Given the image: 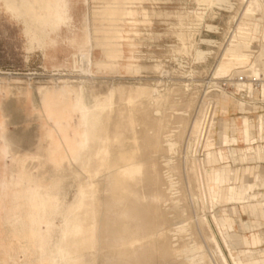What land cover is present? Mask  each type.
I'll return each instance as SVG.
<instances>
[{"label":"rangeland","instance_id":"obj_1","mask_svg":"<svg viewBox=\"0 0 264 264\" xmlns=\"http://www.w3.org/2000/svg\"><path fill=\"white\" fill-rule=\"evenodd\" d=\"M51 1L52 3H56L57 0ZM233 1L236 3V9L232 8L229 10L230 8L226 5L214 6L208 9L205 5H198L196 0H61L58 3L59 5L57 4L56 10L53 9L51 5L48 7V11L51 15L62 17L58 29L48 38L47 42L51 44L48 48L47 44L44 48H41L37 44L32 45L29 37L25 33L24 22L15 18L6 10L4 5L0 6V86L9 87L8 93L5 91H3L2 94L0 93V100L3 102V113L4 116H6L0 117V121L6 119L4 122L2 121L6 125L0 123V176L3 173H8L7 188L9 199L11 200L7 201L6 208L3 212L0 209V264H64L60 263L61 254L59 252V243L65 225L63 212L68 203L74 202L79 182L85 181L88 175L82 173L76 164L69 165L65 168H56L52 164L47 163L44 158H38L36 155L38 147L42 145L45 146V143L41 141V125L42 123L45 124L52 134L47 143L49 149L54 147L57 139L64 136L71 125H73L74 129L78 132L75 137V142L77 143L81 140V133L83 130L82 115L86 113L85 110L87 109V112L102 111L101 107H96L95 101L89 98L91 97L90 95L93 89L94 92H102V90L106 92L110 87H119V85L124 87H130L132 85L131 87H136L142 84L143 86H158L157 88L161 86L159 89L163 93L169 94H167L169 99L164 101V103L161 102V114L159 115L156 114L155 111L154 112L156 117L159 115L158 118L170 116L167 117V119L164 120L165 122L161 125L167 132H164V128L162 129V127L161 132L163 131V140L173 138L178 142V150H180L176 153L177 155L170 153L169 159H171L172 164L179 165V170L182 167L183 169L180 170L182 175H180L179 171L169 174L167 168H163L162 172L166 178L171 176L173 180L177 182V189L171 190L172 193L168 191L169 194H167L170 195L171 198L174 196L175 198L183 196V200L179 203V209H185V211L181 217H178L174 212L172 214V201L169 200L165 202L164 205H166V207L163 205V208L167 213L169 212V218L172 217V219L170 218L172 223L168 227L167 233L168 236L171 235L170 238L176 246H181L182 243L192 241V237L196 238L198 234L200 235L196 239L202 240L199 237L203 235L196 231L198 223V215L197 217L195 216L198 212L197 207L193 201L192 203L190 202V191L184 188L185 182L183 178L186 179L185 165L192 157L189 147L190 141L192 140L191 138H194V136L190 134L192 119L196 117L200 105H202L204 101H210L209 99L212 100V96L215 94L216 96H214V99L218 104V97H221L220 94H216L219 91H215L213 86L218 87V85H214L213 82L222 78L213 80L212 76H216L218 62L224 48L227 47L226 45L234 37V33H239V30L237 32L235 31L237 18L233 16L234 18L232 20L231 17L232 15L239 17L238 6L240 2L239 0ZM196 9L207 12L202 23V26L204 23L206 26L204 25L202 27L200 25L199 27L202 29L199 27L196 29L193 40V43L198 48L210 51L206 55V58L202 60L196 57V47L191 48L189 51L181 50L182 43L174 33L178 27L177 23L179 19L177 15L183 11ZM155 11L157 13H154ZM44 14L45 12H42L41 15L44 16ZM258 17H260V15H258L257 18H244L243 22L245 21V23L248 24L247 34L251 38H238L241 42H248L249 44L236 45L242 49L238 51V53L249 54L252 60L257 56L260 47L257 42H254L255 39L259 40L260 32L253 30L254 23H260ZM229 19L232 22H230ZM207 24H214L217 26L216 31L215 29H208ZM229 31H233V33L230 34ZM202 39L215 40L216 42L211 43L212 45L209 42H206V44ZM226 39L227 41H225ZM222 40L225 42L222 43ZM220 44L223 45L221 46ZM84 52L89 54L88 68L86 71H81L82 53ZM157 62H162L164 69L166 68L165 70H168V72L164 74L158 69H154V64ZM140 65L143 68L139 71L138 67ZM236 67L240 68H235L234 70L236 71L232 70L233 72H228L226 75L233 73L235 75H246V73H250L249 71L245 72V70H242L249 68L248 65L239 64L236 65ZM237 69L238 71L241 69L243 72L237 74ZM86 74H88V77ZM150 78L152 81H149ZM158 80L161 82L158 83ZM146 81H149L151 84ZM70 83L79 85L83 92L85 90L83 112H76L71 109L69 93L66 94L65 100H60L58 102L52 99L49 103H46L44 99L47 91H54L49 89L50 87L60 88L64 84ZM93 85L96 86L92 88ZM210 85L212 87H210ZM84 86L87 87V89ZM104 86L107 87L104 88ZM40 87L45 89L42 88L43 90H41ZM21 88L32 94L30 100L27 99L25 95L19 94ZM96 88L98 89L95 90ZM40 94L43 96H40ZM87 94L90 95L88 96ZM116 95L118 96L116 98L115 109H120L118 111L117 109L115 110V120H117L118 117L119 119L117 121L114 120V122H119L121 119L122 122H126L127 117H123L121 114L124 115L128 112L126 113V115H128L131 111L130 109H133V115L136 118L139 115L141 118L139 119L138 117L137 120L141 122V124H139L140 127L138 125V130L142 131L146 126L144 124L147 122L143 120L144 104H147L148 101L142 100L143 103L140 100L143 104L138 101V103L136 102V107L135 103L132 104V106L126 101L121 100L118 92ZM235 96L240 99L242 98L241 94H236ZM119 99L120 102L117 101ZM169 100H171V102ZM240 101L243 103H238V107L243 115L240 119L244 117L252 121L250 126L252 131L250 132V143H241L240 149L236 148V152L240 157L239 154H242L243 150L251 145L254 146L257 151L252 150L249 152L248 160L246 161H239L238 159V162L235 163V157L230 155V158L236 164L234 166H240L241 168L240 184L254 183L257 185H254V188L249 192L245 191L244 188L239 190L236 194L237 198L226 200L223 204L245 202L250 213L253 203L257 202L259 199L258 195L260 194L261 188L264 187V178L256 179V172L254 169V167H259V171L264 175V166L255 165L264 160V121L263 115L260 114L263 112L264 107L260 101L257 103V107L253 106L254 103L249 100L247 95L244 100ZM92 104L94 105L92 106ZM156 105L157 104H154L152 108L155 109ZM172 105H175L176 108L179 107L175 109ZM88 106L89 108H87ZM91 106L92 108L94 107L95 110L94 108L92 109ZM163 106H165L166 109ZM170 106L172 108H170ZM135 107L137 109H135ZM123 109L129 111H124ZM140 109L141 111H139ZM136 111L139 112L135 115L134 113ZM140 114H143V117ZM141 120L146 122L142 123ZM259 121L262 123L260 129L258 127ZM142 124L144 125L143 128H141ZM113 125L116 124H112V129L115 130L116 127L113 128ZM165 125L167 127H165ZM226 125L227 132H229L230 127L229 121L227 120ZM183 129L186 134L184 133L179 136ZM151 131L153 132V130ZM255 133L257 134V143H255L253 137ZM215 134L216 127L213 128L210 137L204 138L200 156L205 157L206 160H208L210 156H216L217 160L208 165L209 167H229L231 165H223L222 163L225 161L222 158L223 152H225L224 150H227L228 153L230 152V146L227 142L220 143V148H209L210 140ZM3 135L6 137L4 143L6 144L7 158L3 156ZM140 137L141 143L143 140L142 134H140ZM189 137H191L190 140ZM142 144L143 142L141 145ZM164 144H166V142H164ZM223 146H229V148L224 149ZM161 158L160 160L163 161L162 159L164 158ZM185 159L187 162H185ZM5 162L8 164L7 168L4 167ZM40 162H42V164H40ZM245 162L252 163V165L247 166ZM261 164L264 165V163ZM35 174L40 175L45 182L42 191H50L54 194L53 200L56 209L51 214L45 212L46 204L43 200V195L38 198L35 207L32 206L31 201L27 197L28 188L34 186L32 179ZM249 175L251 176L250 180L248 179ZM99 179L100 177H98V180ZM262 191H264V189H262ZM185 193H189V196H186ZM184 194L186 197H184ZM184 203L187 204L185 205ZM191 205H194L195 208ZM189 207L192 209L190 210ZM169 209L170 211L172 210L171 213ZM35 210L39 212L40 215L37 221L34 222L31 220L30 215L31 212ZM242 218L245 222L251 219L253 220L247 213H243ZM190 220H192V222ZM262 222V230H264V218ZM192 224L196 230L192 229ZM177 225H187V227L190 228L191 231L185 235V238L181 239L177 236L178 234L174 230L177 228ZM192 230L193 236L189 235ZM183 240H185V242ZM202 243L206 246L207 254L209 252V256H207L209 259L206 258L207 260L204 264H210L211 262V264H218V258L216 259L214 253L208 250V245L204 237ZM261 248H264V244ZM234 249L235 248H233V250ZM80 255H76V257L78 256L81 259L84 258L82 263H85L86 257L82 255L81 257ZM92 264H96V261H92Z\"/></svg>","mask_w":264,"mask_h":264},{"label":"bare ground","instance_id":"obj_2","mask_svg":"<svg viewBox=\"0 0 264 264\" xmlns=\"http://www.w3.org/2000/svg\"><path fill=\"white\" fill-rule=\"evenodd\" d=\"M59 1L61 0H57L56 3H52L51 0H0V6L4 5L6 10L15 18L24 22L25 33L29 37L32 45L37 44L41 48H44L47 44L48 38L58 29V25L62 20V17L60 16L51 15L48 11V7L51 5L53 9L56 10ZM196 2L200 6H207L206 8L208 9L219 5H226L230 8L229 10L232 8L236 9V3L233 0H196ZM239 2V17H236L235 15H232L231 17L232 20L234 17L237 18L236 22L239 33H236L228 44L225 43L227 44V47L224 48L222 52L221 58L218 62L216 76H212V79L217 80L225 77L226 73L231 72L232 70L236 71L234 70L235 68H240L236 67V65H248L249 68L242 70L250 72L249 74L246 73L249 79L239 85L240 89L244 88L246 90L244 97L241 99L237 98L235 92L231 94L220 88L219 92L216 94L227 96L234 102L240 104H243L240 100H244L247 95L249 100L254 103L253 106H256L259 101L264 102V84L261 89H256L254 83L251 81V79L259 78L261 76V69L264 63V2L262 0H239ZM42 12H45L44 16L41 15ZM154 13L157 12L155 11ZM206 14V11L200 9L180 12L177 15L179 19L177 23L178 27L174 31L182 43L181 50L189 51L191 48L196 47V57L199 60L205 59L206 55L210 52L198 48L193 43L195 31L200 25L202 26ZM258 15H260V17H258L260 23H254L253 30L260 32V47L257 56L252 60L249 54L238 53V51L242 49L236 45L249 44L248 42L246 43L238 40V38H251L247 34L248 24L245 23V21L243 22V20L245 17L257 18ZM230 22L232 21L230 20ZM204 25L206 26L205 23ZM207 27L210 30L215 29V31L217 28L214 24H207ZM231 33H233V31L230 32V34ZM202 40L205 43L209 42L210 44L216 42L215 40L213 41L209 39ZM225 41H227V39ZM225 41L222 40L221 42L224 43ZM88 59L89 54L86 52L82 53L81 71L87 70ZM142 68L143 67L140 65L138 70L140 71ZM153 68L158 69L164 74L168 72V70H165L166 68L164 69L162 62L155 63ZM242 70L240 69V71H238L237 69V74L243 72ZM86 76L88 77V74H86ZM149 81H152L151 78ZM219 81L220 80L214 81V85L216 84L219 86ZM160 82L161 81L158 80V83ZM149 84L151 83L149 82ZM95 86L93 85L92 88ZM107 86H104V88ZM131 86H112L109 89L106 88V92H103V90L102 92H94L93 89L91 95L87 94L88 96H91L89 98H92V100L95 101V106L101 107L102 111L87 112L86 109V113H82L83 130L81 133V140L77 143L75 142V137L78 132L74 129L73 125H71L65 135L59 137L54 147L49 149L47 143L52 134L49 132L45 124L42 123L41 125V141L45 143V146L42 145L38 147L36 152L38 158H44L47 163L52 164L56 168H65L69 165L76 164L82 173L88 175V178L85 181L79 182L74 202L68 203L63 212L65 225L59 243V252L61 254L60 263L83 264L84 262L82 263V260H84V258L81 259L78 256L76 257V255L81 254L83 257H86L84 264H92V261H96V264H204L206 263V260L209 259V257L207 258L209 252L207 254L206 246L202 243L204 237L208 245V250H211L212 253H214L216 259L218 258V264H248L246 258L244 259L240 253L234 252L232 247L233 241L228 236L229 226L233 227V225L229 222L227 223L228 220L225 217V213L222 211V208L217 207L216 204L214 189L216 188L220 177L219 172L218 170H215L213 173H210L206 167V158L200 156L201 148L203 146L202 144L204 142L203 140L204 138L210 137L214 128L217 111V102L214 99V96L216 95L214 94V96H212L214 100L209 99L210 101H204L202 105H200L196 117L192 119V124L190 123V134L194 136V138L189 137V140L190 138L192 139L189 144L192 157L188 162L185 159V162H187L185 165L186 179L183 178L185 182L184 185L186 186H184V188H187L189 189L188 191H190V202L192 203L193 201L198 211L195 215L196 217L198 215L197 230L194 228L193 224L191 225L193 228H191L203 235L199 237L202 240L196 239L200 235L198 234L196 235V238L192 237V241L185 242V239L183 240L185 243H182L181 246H176L170 238L171 235L168 236L167 233L168 227L172 223L170 220L172 217L169 218V212L167 213L164 210L163 205L165 202L171 200L172 214L174 212L178 217H181L185 211V209H179V203L183 200V196L179 197L182 199H179L178 197L175 198V196L173 197L175 199H173L168 195V191L176 188L177 182H175L171 176L166 178L162 170L163 168H167L169 174L179 171L180 175H182L180 170H182L183 167L179 170V165L172 164L171 159H169L170 153L176 154L180 150H178V142L173 138L163 140L161 125L165 122L164 120L170 116L166 115L167 117L162 116L161 118H158L162 109L161 102L164 103V101L169 99L167 96L168 93H163L159 89L161 87L160 85L159 88H157L158 86L151 87L149 85L143 86L142 84L136 87ZM210 87L212 86L210 85ZM40 88L41 90L45 89L43 87ZM85 88L87 89V87ZM97 89L98 88L95 90ZM84 92L77 84H64L60 88H56L54 91H47L44 99L46 103H49L52 99H55V101L58 102L60 100H65L66 94L69 93L71 109L76 112H83V102L85 99ZM117 92L120 94V99L126 101L129 105L134 103L136 105V102L138 103L140 100L148 101L147 104H144L143 120H146L147 122L144 121L146 122V124H144L146 126L142 131L138 130V125L141 124V122L140 120H137L139 115L137 118L133 115V109H130L131 111L128 115H126L128 112L124 115L121 114L123 117H127L126 122L123 121V123L122 119L121 121L119 120V122H114V113L117 109H115L116 98L118 96L116 95ZM40 96L43 95L40 94ZM120 99L117 101L120 102ZM169 101L171 102V100ZM153 103L157 104L155 109L152 108V106H154ZM93 105L94 104H92V106ZM136 107L135 109H137ZM163 107L165 108V106ZM172 107L177 109L179 106L176 108L175 105H172ZM172 107L170 106V108ZM87 108H89V106ZM119 109L120 108H118L117 111ZM139 111H141V109ZM139 111H136L134 114L136 115ZM154 111L156 114H159L157 117L155 116ZM141 116L143 117V114ZM139 119L141 118L139 117ZM113 122L116 124L113 125V128L116 127L115 130L112 129ZM144 122L142 121V123ZM247 123L248 120L246 118L243 117L239 119L240 144L250 142ZM144 125L142 124L141 128H143ZM165 127L167 126L165 125ZM163 128L164 127H162V129ZM151 130H153V132ZM163 130L164 132H167L165 131V128ZM184 133L185 130L183 129L179 136ZM140 134H142L143 139L142 145V142L140 143ZM4 135L2 136L4 145L3 156L7 158L6 144L4 143L6 137ZM164 142H166V144H164ZM252 150L256 151V148L250 146L246 151L251 152ZM160 158L163 161H161ZM40 164H42V162H40ZM7 165V162H5L4 167L7 168ZM240 172V167L228 168L225 175L226 180L231 183H240ZM7 175L8 173H3L0 176V209L2 212L6 208L7 201H11L9 199L7 188ZM263 176V173L257 172L255 178L260 179ZM98 177H100L99 180ZM32 180L34 186L27 190L28 199L31 201L32 206L35 207L38 198L43 195V200L46 204L45 212L51 214L56 209L53 200L54 194L50 191H42L45 182L40 175L35 174ZM254 185L257 184L247 183V191H251L254 188ZM185 194L184 197L189 193H187L186 196ZM258 197L260 198L261 196L258 195ZM164 207H166V205H164ZM190 207L189 209L191 210L192 208ZM39 215V212L35 210L31 212L30 218L35 222ZM190 221L192 222V220ZM174 230L178 234L177 236L181 239L185 238V235L191 231L187 225H177V228ZM193 230L189 235L193 236Z\"/></svg>","mask_w":264,"mask_h":264},{"label":"crops","instance_id":"obj_3","mask_svg":"<svg viewBox=\"0 0 264 264\" xmlns=\"http://www.w3.org/2000/svg\"><path fill=\"white\" fill-rule=\"evenodd\" d=\"M52 36V35H51ZM50 36V37H51ZM49 37V38H50ZM51 46L49 42H47V48ZM2 94L3 91L8 93L9 87L0 86ZM51 90H55L56 88L50 87ZM20 95H25L27 99L32 98V94L21 88L19 90ZM29 95V98H28ZM241 110L238 107V103L234 102L230 98L226 96H219L218 97V104H217V111L215 115V124L214 127H216V134L212 136L209 148H220V143H228L230 146L229 153L227 150H224L222 158L225 160L223 165H231V166H224V168H213L209 167L213 161L217 160L216 156H210L208 160H206V167L210 173H213L215 170H218L219 172V180L217 183L216 188L214 189V196L216 199V204L219 208H222V211L225 213V217L228 220L230 224L233 225V227L229 226V233L228 236L231 238L232 247L235 248V253H240L241 256L245 259H247L248 264H264V248H261L264 244V230H262V219L264 218V187L260 190V198L257 202L253 203L252 210H250V213L248 211L247 205L245 202H232L229 204H223L226 200H233L237 198V192L244 188L245 191H247V184H240V183H231L226 180V172L228 168H238L240 166H234L235 163L239 161H246L248 160V149L247 146L243 153L239 154L238 156L236 152V148L240 149V132H239V119L241 116ZM4 116L3 113V102L0 100V117L2 118ZM6 117V116H4ZM6 120V119H5ZM4 120V121H5ZM226 120L229 121V132H227L226 129ZM3 121V120H2ZM2 121L0 123L4 124ZM256 121V120H255ZM254 121V122H255ZM252 121L248 120L247 127L249 129V138H250V132L252 129L250 128ZM253 126V125H252ZM262 123L261 121L258 122L259 129L261 128ZM220 134V139H219ZM255 143H257V134H254ZM264 139V136H263ZM251 140V139H250ZM250 143V142H249ZM226 146H223L224 149L229 148ZM252 146V145H251ZM254 147V146H253ZM257 151V150H256ZM229 156H228V154ZM230 155L235 157L234 162L230 158ZM229 158V159H228ZM261 163H264V160H262L259 164H255L258 166L263 167ZM245 165L250 166L252 163H246ZM254 166V165H253ZM255 172L259 171V167H254ZM255 174V176H256ZM264 176L260 179H263ZM248 179H251V176L249 175ZM264 185V183H263ZM239 199V198H238ZM247 213L250 217L253 218L248 222H245L242 218V214Z\"/></svg>","mask_w":264,"mask_h":264},{"label":"built area","instance_id":"obj_4","mask_svg":"<svg viewBox=\"0 0 264 264\" xmlns=\"http://www.w3.org/2000/svg\"><path fill=\"white\" fill-rule=\"evenodd\" d=\"M262 1L264 2V0H262ZM235 31L236 32L238 31V26H236ZM234 35H236V34L234 33ZM254 42H257L259 45V40L255 39ZM261 71H262L261 76L259 78L251 79V81L254 83V86L256 89H261L263 84H264V63L262 65ZM248 79L249 78L247 77V75H244V74H242V75L230 74V75L225 76L222 79H220L218 87H216V86H213V87H214L215 91L218 88L217 91H219L221 89V90H224V91L231 93V94L234 92L236 93V91H237L236 94H241V97H244L246 90L244 88L240 89L239 85L241 83L247 81ZM260 103L264 107V102L260 101ZM261 114L263 115V121H264V108H263V112Z\"/></svg>","mask_w":264,"mask_h":264}]
</instances>
